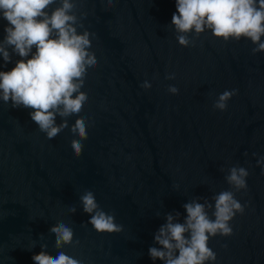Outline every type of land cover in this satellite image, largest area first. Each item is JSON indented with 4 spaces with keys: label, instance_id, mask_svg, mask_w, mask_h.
<instances>
[{
    "label": "water",
    "instance_id": "1",
    "mask_svg": "<svg viewBox=\"0 0 264 264\" xmlns=\"http://www.w3.org/2000/svg\"><path fill=\"white\" fill-rule=\"evenodd\" d=\"M75 2L84 25L78 31L93 34L97 60L82 89L88 138L77 157L71 141L79 137L70 131L76 116L48 139L32 109L0 100V264H34L41 244L49 255L63 251L82 264H163L148 250L159 247L154 235L166 215L179 212L183 222V205L196 197L214 205V195L233 190L225 180L233 166L249 172L247 188L235 192L245 210L230 221L231 235L210 238L216 260L208 264H264V164L257 163L264 157V52L254 54L248 39L225 42L210 31L180 46L171 26L176 0ZM7 23L0 16V41ZM19 59L12 54L5 64L0 56V71ZM144 81L151 88H142ZM225 90L237 91L226 110L214 109ZM86 190L121 232L98 233L87 223L80 202ZM59 222L74 231L73 244L62 249L50 232Z\"/></svg>",
    "mask_w": 264,
    "mask_h": 264
},
{
    "label": "clouds",
    "instance_id": "2",
    "mask_svg": "<svg viewBox=\"0 0 264 264\" xmlns=\"http://www.w3.org/2000/svg\"><path fill=\"white\" fill-rule=\"evenodd\" d=\"M56 3L57 0H0V16L8 22L4 39L0 41V56L5 64L11 61L12 54L21 58L10 71H0V100L11 101L14 108L32 109L31 119L48 139L69 128L67 118L76 116L70 131L79 139H73L71 147L79 157L84 147L82 141L88 138V120L82 116L88 96L82 89L87 72L97 66V60L91 51L93 34L88 30L78 31L84 25L76 14L75 0H59V5L51 8ZM108 5L112 6V0H108ZM176 9L171 26L180 46L194 44L190 34L199 37L210 31L225 42L248 39L256 45L252 49L254 54L264 52V0H176ZM81 15L86 16V13ZM165 78L175 79V74ZM141 87L149 89L151 84L144 81ZM168 91L178 94L179 89L170 85ZM236 91L225 90L213 108L226 110L227 101ZM257 163L264 164V157ZM228 173L225 180L234 191L224 190L214 195V205L207 198L196 197L183 205L187 214L183 222H179V212L166 215V223L154 235L159 247L148 250L153 261L158 259L163 264L215 262L216 253L208 246L210 238L231 235L230 221L245 210L235 198V192L247 188L249 172L244 167L233 166ZM80 202L83 211L90 215L87 223L96 232L123 230L113 214L100 208L92 191L86 190ZM70 211L74 214L76 208ZM50 232L55 237L56 249L73 244L74 231L65 223H57ZM41 248L42 251L32 256L34 264H82L63 251L56 256L49 255L44 250L47 244H41Z\"/></svg>",
    "mask_w": 264,
    "mask_h": 264
}]
</instances>
